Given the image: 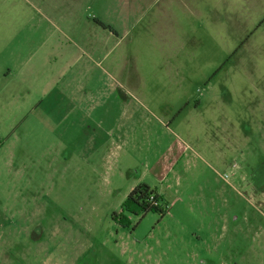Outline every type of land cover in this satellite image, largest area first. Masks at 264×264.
<instances>
[{
    "label": "rangeland",
    "instance_id": "1",
    "mask_svg": "<svg viewBox=\"0 0 264 264\" xmlns=\"http://www.w3.org/2000/svg\"><path fill=\"white\" fill-rule=\"evenodd\" d=\"M0 264H264V0H0Z\"/></svg>",
    "mask_w": 264,
    "mask_h": 264
},
{
    "label": "trees",
    "instance_id": "2",
    "mask_svg": "<svg viewBox=\"0 0 264 264\" xmlns=\"http://www.w3.org/2000/svg\"><path fill=\"white\" fill-rule=\"evenodd\" d=\"M163 196L155 187H151L147 183H139L135 185L121 205V211L112 214L113 220L119 223L128 222V214L138 215L147 212L163 214L166 206L162 203Z\"/></svg>",
    "mask_w": 264,
    "mask_h": 264
},
{
    "label": "crops",
    "instance_id": "3",
    "mask_svg": "<svg viewBox=\"0 0 264 264\" xmlns=\"http://www.w3.org/2000/svg\"><path fill=\"white\" fill-rule=\"evenodd\" d=\"M12 34H10L9 35V37L11 36ZM4 76L5 77H7L5 74H4ZM80 126V125H79ZM78 126V127H79ZM84 129H88L86 132H85V137L86 138H88V139H90L91 137H92V139H93V144H92V149H94V150H103V154H105L106 155V152L108 153V152H111V150L114 148V144H112V145H108V143L107 142H110V139H109V136H110V132L107 130V131H104V130H100L99 132H97L98 134H97V136H98V139L96 140V139H94V133H95V135H96V130H95V126L94 127H88V125L87 126H85L84 127ZM83 129V130H84ZM87 139V140H88ZM96 142H98V143H96ZM105 145H107V146H105ZM117 145H119L120 146V144L119 143H117ZM97 146V147H96ZM118 146V147H119ZM117 147V148H118ZM106 152H105V151ZM105 155H104V157H105ZM172 160V159H171ZM104 163H106V162H104ZM149 185V184H148ZM151 186V185H150ZM151 187H155L156 189H157V191L159 192V193H161L159 190H158V188L156 187V186H151ZM132 189V188H131Z\"/></svg>",
    "mask_w": 264,
    "mask_h": 264
}]
</instances>
